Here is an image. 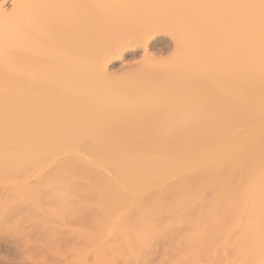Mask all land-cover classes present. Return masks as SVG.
<instances>
[{
    "label": "bare ground",
    "instance_id": "bare-ground-1",
    "mask_svg": "<svg viewBox=\"0 0 264 264\" xmlns=\"http://www.w3.org/2000/svg\"><path fill=\"white\" fill-rule=\"evenodd\" d=\"M12 2L0 173L84 186L106 264H264V0Z\"/></svg>",
    "mask_w": 264,
    "mask_h": 264
},
{
    "label": "rangeland",
    "instance_id": "rangeland-1",
    "mask_svg": "<svg viewBox=\"0 0 264 264\" xmlns=\"http://www.w3.org/2000/svg\"><path fill=\"white\" fill-rule=\"evenodd\" d=\"M12 1L13 0H0V12L2 11L5 14L12 13ZM169 54L168 52L166 55ZM143 60L144 58L142 55L138 57L136 61H131L130 63L125 62L124 64L139 65ZM125 65H117L114 69H110V73L116 76L126 73L128 69H124ZM42 170H38L36 173H31L32 171H5L6 173L1 171L2 173H0V211L2 212H0V219L2 220L3 218V220L0 221V264H106L107 253L104 252H108L107 247L111 244L116 246V240L113 239L114 237H112L113 240L111 239V236H114V223V226L110 224L108 227H104L103 219H99L102 217L101 214L92 207L88 209H91L96 215L89 212L91 216L88 217V215V218H85L84 216L89 210L84 208L85 212L87 211L84 215V211H82V213L81 211L79 212L82 205L78 207L80 205L78 203L81 202L82 204L84 201L86 202V198L84 200L82 199V201L81 194H79L81 191L80 189L84 186H78L80 191L78 192L76 190V192L75 189L77 186L74 183H70L72 185L70 186L68 183V173H58L55 170H52L53 173H51L47 168ZM25 174L28 179H25ZM2 175L5 177H12L2 178ZM60 180H63V182ZM84 189L86 190V187ZM83 194L82 196H84ZM86 205L89 207L91 203L87 201L85 206ZM73 206L76 208L78 207L79 210L78 208H73ZM8 212L9 214L7 215ZM92 214L97 216V219ZM92 216L94 218H92ZM88 221L96 226L99 224V228L97 227L99 230L96 226L93 225V227L92 224L89 225H91L94 230L92 228L90 229V227L88 228L86 226L87 223H89ZM104 228H106V232ZM91 232L94 233L93 235H95L96 238L95 236L93 238ZM88 233L89 235L87 236ZM88 237L95 239H92V244H88V239H90ZM6 239H8L7 243L5 242ZM107 239H109V243ZM9 242L12 243L11 246H8V244H10ZM101 244H104V249H102ZM99 246L101 248H99ZM158 246H154L155 249H152L148 255L150 257L149 260L153 262L152 264H162L169 258L165 255L166 253L163 252L164 248H161L162 246L159 244ZM97 249L105 251L101 252L102 250L100 251ZM98 251L101 252V254L99 253L100 255H96ZM99 257L101 259H99ZM103 258H105V263H100L104 261L102 260ZM159 258L160 262H158ZM149 260L146 262L147 260L145 259L144 261H139L137 263L133 262L132 264H150ZM115 263L117 264L119 262L116 261Z\"/></svg>",
    "mask_w": 264,
    "mask_h": 264
}]
</instances>
